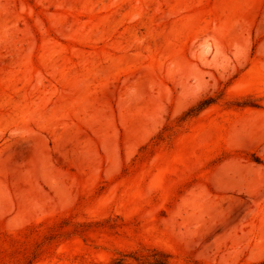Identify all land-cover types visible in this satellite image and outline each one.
I'll list each match as a JSON object with an SVG mask.
<instances>
[{"label":"rangeland","instance_id":"obj_1","mask_svg":"<svg viewBox=\"0 0 264 264\" xmlns=\"http://www.w3.org/2000/svg\"><path fill=\"white\" fill-rule=\"evenodd\" d=\"M151 251L264 264V0H0V264Z\"/></svg>","mask_w":264,"mask_h":264},{"label":"trees","instance_id":"obj_2","mask_svg":"<svg viewBox=\"0 0 264 264\" xmlns=\"http://www.w3.org/2000/svg\"><path fill=\"white\" fill-rule=\"evenodd\" d=\"M207 101L201 106H206ZM108 264H171L169 258L163 253L151 251L147 253L129 252L119 254L110 260Z\"/></svg>","mask_w":264,"mask_h":264}]
</instances>
